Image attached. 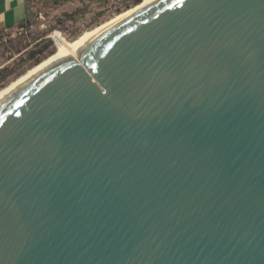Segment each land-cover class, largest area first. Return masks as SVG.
<instances>
[{"label": "water", "instance_id": "water-1", "mask_svg": "<svg viewBox=\"0 0 264 264\" xmlns=\"http://www.w3.org/2000/svg\"><path fill=\"white\" fill-rule=\"evenodd\" d=\"M0 264H264V0H159L5 99Z\"/></svg>", "mask_w": 264, "mask_h": 264}, {"label": "rangeland", "instance_id": "rangeland-1", "mask_svg": "<svg viewBox=\"0 0 264 264\" xmlns=\"http://www.w3.org/2000/svg\"><path fill=\"white\" fill-rule=\"evenodd\" d=\"M142 0H31L26 21L0 34V88L96 25Z\"/></svg>", "mask_w": 264, "mask_h": 264}, {"label": "bare ground", "instance_id": "bare-ground-1", "mask_svg": "<svg viewBox=\"0 0 264 264\" xmlns=\"http://www.w3.org/2000/svg\"><path fill=\"white\" fill-rule=\"evenodd\" d=\"M157 1L159 0H142V2L132 6L131 8L118 13L114 17L96 25L95 27L87 31H84L70 43L58 48L53 54L45 58L43 61L28 69L22 75L11 81L8 85L0 88V104L23 85L31 81L33 78L41 74L43 71H45L64 57L68 56L100 34L115 27L116 25L127 20L142 9Z\"/></svg>", "mask_w": 264, "mask_h": 264}, {"label": "crops", "instance_id": "crops-1", "mask_svg": "<svg viewBox=\"0 0 264 264\" xmlns=\"http://www.w3.org/2000/svg\"><path fill=\"white\" fill-rule=\"evenodd\" d=\"M30 1L0 0V34L22 25L26 21Z\"/></svg>", "mask_w": 264, "mask_h": 264}]
</instances>
